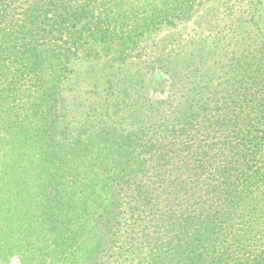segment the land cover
<instances>
[{"label": "trees", "instance_id": "obj_1", "mask_svg": "<svg viewBox=\"0 0 264 264\" xmlns=\"http://www.w3.org/2000/svg\"><path fill=\"white\" fill-rule=\"evenodd\" d=\"M0 255L264 264V0H0Z\"/></svg>", "mask_w": 264, "mask_h": 264}, {"label": "rangeland", "instance_id": "obj_2", "mask_svg": "<svg viewBox=\"0 0 264 264\" xmlns=\"http://www.w3.org/2000/svg\"><path fill=\"white\" fill-rule=\"evenodd\" d=\"M182 25V27L184 26V27H189L190 28V26L192 25L191 23H187V24H181ZM180 25V26H181ZM181 27V28H182ZM171 32V31H170ZM169 32H167V30H163V31H161V33H159L158 34V36H157V40H159L161 37H163L164 35H166V34H168ZM180 33L181 34H184V33H190V30L189 29H187V30H185V29H181V31H180ZM184 35H186V34H184ZM151 44H152V42H151ZM78 67V66H77ZM83 67H85V64L84 65H80L78 68H77V71L79 72V71H81V70H83ZM0 264H18L17 263V260L16 259H14V258H10V257H8V256H6V255H0Z\"/></svg>", "mask_w": 264, "mask_h": 264}]
</instances>
